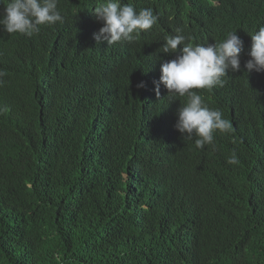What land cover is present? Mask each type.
Instances as JSON below:
<instances>
[{"label":"trees","instance_id":"obj_1","mask_svg":"<svg viewBox=\"0 0 264 264\" xmlns=\"http://www.w3.org/2000/svg\"><path fill=\"white\" fill-rule=\"evenodd\" d=\"M98 2L58 0L65 21L33 37L0 25V264H264L263 79L205 89L233 131L203 149L167 134L176 144L164 166L126 105L108 108L93 78L63 66L85 49L74 10ZM122 2L158 17L140 34L151 51L177 34L204 45L264 26V0Z\"/></svg>","mask_w":264,"mask_h":264},{"label":"clouds","instance_id":"obj_2","mask_svg":"<svg viewBox=\"0 0 264 264\" xmlns=\"http://www.w3.org/2000/svg\"><path fill=\"white\" fill-rule=\"evenodd\" d=\"M157 20L151 8L136 11L131 3L122 0L76 8L72 31L77 45L85 49L75 60L76 66L70 65L71 60L63 66L81 81L93 78L99 88L97 100L108 108L126 105L124 116L128 111L136 115L147 140L157 141L156 154L163 153L155 161L165 166L169 164L165 155L175 151L176 144L167 134L203 149L205 145L214 146L217 131H233L222 111L209 108L203 97L206 90L217 95L232 83L228 78L242 73L264 82V26L250 33L251 38L233 31L220 42L208 41L204 45L185 43L186 37L177 34L167 37L161 50L151 51L141 42L140 34ZM64 21L58 0H10L0 9V25L9 34L33 37L41 25L52 30L53 25ZM51 38L65 58V42ZM2 53L0 50V56ZM112 123L110 116L104 125L111 127ZM227 163H239L235 153Z\"/></svg>","mask_w":264,"mask_h":264}]
</instances>
